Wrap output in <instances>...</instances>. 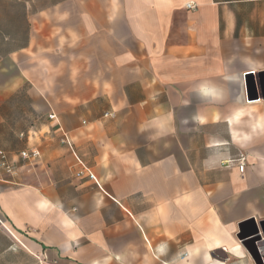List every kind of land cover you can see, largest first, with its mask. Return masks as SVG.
Instances as JSON below:
<instances>
[{"label": "crops", "instance_id": "obj_1", "mask_svg": "<svg viewBox=\"0 0 264 264\" xmlns=\"http://www.w3.org/2000/svg\"><path fill=\"white\" fill-rule=\"evenodd\" d=\"M248 72L264 84V0H0V254L244 256L239 225L264 219V85L249 100Z\"/></svg>", "mask_w": 264, "mask_h": 264}, {"label": "water", "instance_id": "obj_2", "mask_svg": "<svg viewBox=\"0 0 264 264\" xmlns=\"http://www.w3.org/2000/svg\"><path fill=\"white\" fill-rule=\"evenodd\" d=\"M254 72H248L247 78L249 81V87L247 89V97L249 100H258L263 96V91L260 93L259 89H263V85L261 82L253 79ZM254 224V226H253ZM240 232L238 233V238L242 240L243 244L248 248L254 258H259L257 255V247L255 246V242L261 238V235H264V219L256 222L255 219L246 220L242 222L240 225Z\"/></svg>", "mask_w": 264, "mask_h": 264}, {"label": "rangeland", "instance_id": "obj_3", "mask_svg": "<svg viewBox=\"0 0 264 264\" xmlns=\"http://www.w3.org/2000/svg\"><path fill=\"white\" fill-rule=\"evenodd\" d=\"M237 239L240 240L238 236ZM255 246L257 247V255H259V258L257 259L254 258V256L248 250V248L245 245H243L245 250L244 256L237 258L236 260H234L235 262L231 264H264V235H261V238L255 242ZM216 255L221 260L226 261L228 259L225 253L219 252ZM0 264H37V263L35 257H31V255H28L27 261L23 260L22 258L20 262L18 254L5 253V254H0Z\"/></svg>", "mask_w": 264, "mask_h": 264}, {"label": "built area", "instance_id": "obj_4", "mask_svg": "<svg viewBox=\"0 0 264 264\" xmlns=\"http://www.w3.org/2000/svg\"><path fill=\"white\" fill-rule=\"evenodd\" d=\"M187 8L193 9L196 7L195 2H188L187 3ZM108 115V114H106ZM114 116V114H112ZM50 118H56V114L51 113ZM62 141L66 143L68 146H70L73 149V142L69 138V136L66 133H63ZM40 152L39 149L33 148L32 150H22L18 155L21 160L23 161H30L32 159H35L39 156ZM237 163L242 172H244L245 167L247 165V155L242 153L238 158H237ZM0 166L4 167L10 171H14V165L12 163L11 157L9 156V153L5 150L0 148ZM91 176L94 178V175L91 174ZM0 223L4 224L3 220L0 218Z\"/></svg>", "mask_w": 264, "mask_h": 264}]
</instances>
